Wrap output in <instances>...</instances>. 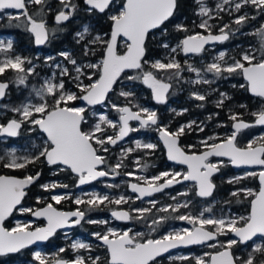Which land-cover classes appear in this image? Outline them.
<instances>
[{"label": "snow or ice", "instance_id": "6c2138e0", "mask_svg": "<svg viewBox=\"0 0 264 264\" xmlns=\"http://www.w3.org/2000/svg\"><path fill=\"white\" fill-rule=\"evenodd\" d=\"M61 9L55 15V22L57 25L68 21L75 13L77 5L73 0H59ZM88 6L87 11L90 13L98 11L105 13L115 7V0H84ZM199 5V10L196 13L201 17V22L197 27L203 29L204 33L197 32L195 34L186 35L174 47H171L167 42H162L161 47L168 49L170 54H178L183 52L185 55L189 53L199 54L205 50V46L210 43H223L229 39L233 29L231 25L225 24L219 29V34H213V25L209 20L214 19L212 9L205 6L203 0H195ZM232 0H222L221 4L216 6L217 16L219 11L224 10L225 4H231ZM40 5V9L36 15L41 16L42 13L51 11L50 7H46L47 0H0V11L14 9L20 10L19 14L11 16V19L25 21V28L34 37L36 45H43L48 42L50 36H55L57 31H63V28H54L49 30L47 22L43 18L37 19L28 12V5ZM251 6L258 12H264V0H236L234 4L235 12H240L244 6ZM179 6L178 0H124L115 13L108 18L112 22L110 35L105 39L104 35H93L88 25H83L82 29L75 33L76 42L79 44L85 41L86 36H90L84 43L83 55L85 57L90 54H95V45L103 47V59L99 63H79L69 51H61L59 56L63 57L65 61L74 67L76 75L71 76L67 67H62L57 63L55 68L60 69V77H70L75 83V87L79 89L80 95L65 87L63 79L57 80L56 73L53 72L50 79L44 80L39 88H34V93L40 99V103L33 104L30 101L22 104L19 107H14L11 111L17 113L20 119H11L6 124H0V136L16 137L19 135V130L22 125L27 122L33 127L32 131H40L45 135L44 145L39 150L38 154L32 156L19 157L13 150L8 154L7 159H0L5 168L9 169H23L28 164L35 163L43 158L49 165H63L66 166L72 173L78 177V186L87 184L100 177H108L119 175L118 169L122 167V159L110 170L101 169L99 166L105 164V157L99 152H108L106 145H116L118 141L123 140L131 131H136L130 127V121H139L142 128L149 126H157L160 133V138L163 140L167 148L168 159L177 161L178 163L188 166L186 173H169L167 171L152 177L151 179L144 177H137L138 180H143L147 186H141L140 183H131L130 188L132 192L138 193L136 199L152 196L155 192H160L163 189L172 186L174 183H182L183 181L195 182L196 192L199 197H210L215 188L212 182V176L219 170L217 164L210 163L209 157H228L230 162L234 165H261L264 166V136L257 140L250 141L246 147H238L236 144V137L242 129L254 127L256 125L264 126V25L261 26L254 34L260 39V58L257 59L256 51L250 49L241 53L240 59L232 58L231 62L225 60L226 52L221 51L213 62L207 64L203 72L200 69L188 64L184 65L175 58V55L166 57V61L154 60L150 67L154 71H144L142 77L129 76V80L142 78L151 90L154 100L157 103L163 104L167 102L169 90L172 84L159 79L156 72L171 73L168 79L172 76L180 78L185 67L188 71L196 74V79L191 80L190 83L196 84H212L215 79L227 75H242L248 82V90L256 97L261 98V107L252 113L255 117L254 123H248L240 119L239 113H232L230 120H232L235 131L220 140V142L208 143L214 138L209 136L201 143L206 148L202 154L188 155L179 146V137L184 134L185 128L191 129L195 121L187 125H181L176 131H169L165 126H159L157 112L147 107L136 105V111L132 110L130 106H118L113 104L112 107L119 113L118 122L111 120L107 115L101 114L99 122L95 123L90 131H83L82 124L87 122L85 107L74 106L73 102L82 100L89 106L103 104L108 97V93L113 90V85L116 84L118 78L125 71V69H142L144 64L148 63L145 60L146 56V40L149 33L157 28H160L172 18ZM208 17V19H203ZM250 17L247 13L237 16L232 23L237 26H242ZM254 18V17H251ZM178 32L187 33L189 30L186 25L176 24ZM239 30L238 28L236 29ZM166 34V30H164ZM107 35V34H105ZM123 38L125 44V52L118 54L117 43L118 39ZM13 49V42L11 40L0 41V52H8ZM55 57L47 56L45 63L54 61ZM25 65H29L26 67ZM53 67V65H49ZM86 69H95L96 71L88 74ZM11 70L16 73L15 82L18 85H26L27 78L36 73V66L32 64V60L21 55H14L6 57L0 61V76L4 75L6 71ZM98 73V78L93 80V76ZM207 73H211L213 80L205 78ZM84 76L90 82L85 84L80 77ZM9 83L0 81V99L6 94ZM243 87V85H241ZM120 96L133 97L135 94L130 91H121ZM51 97V103L48 98ZM220 99L216 102L217 107L223 106L224 100L228 99L227 93H220ZM192 98L197 101H205L207 94H202L199 91L192 93ZM203 107V104L198 105ZM241 107H246L241 105ZM177 115H182L188 109H182L177 112L172 109ZM96 115V113H93ZM211 119V116L209 117ZM102 124L109 128L116 130L117 134L100 136L97 133L106 132L102 128ZM200 127V131H203ZM215 139L219 140V137ZM99 146V147H97ZM136 147H143L145 149H154L155 144L136 142ZM133 149H124L121 153L123 156L126 153H131ZM138 164L139 161H136ZM222 163V162H221ZM144 167H147L145 165ZM61 171L64 169H60ZM125 175L135 177L134 172H127ZM257 173L250 172L247 176H256ZM261 184L258 193L251 189H239L233 193V196H239L245 193L247 196H252L251 212L247 217L240 216L238 218H215L205 217L204 213L211 212V208H205L198 216L180 215L176 219L187 221L193 225L190 230L188 228L179 231L169 232L160 239L143 240V233L130 234L131 229L123 232H118L115 229H107L106 232H96L93 235L106 247L109 255V264H153L157 257L169 252L178 246L203 244L207 241H216L218 235L234 234L238 239H229L226 243H221L222 251L216 254L209 255L210 259L205 261L203 258H198L196 264H264V241L256 243L254 238H264V171L259 174ZM40 173L35 176L27 175L24 178H16L13 176L0 175V257L7 256L11 253H19L23 249L35 244L38 241H46L53 236L58 228L71 227L78 225L85 219L86 212L79 207L75 211L63 212L58 211L53 204L48 203L46 207L34 211L30 208H20L21 212H32L36 217H44L47 220V227L36 228L29 230L30 225L17 223L16 227L8 229L4 227V221L9 217L17 206L21 204L22 199L26 195L25 189L35 180L39 179ZM235 180L242 179V177L234 178ZM163 180V183L155 184L156 181ZM233 183V180H229ZM110 187H118V185H109ZM42 188L48 190L50 188L63 187L68 185L63 184H45ZM74 199L76 205H86L89 210L99 208L106 202L108 204L121 205L132 201V197L120 195L115 199L108 195H100L96 193L85 194ZM182 196H187L188 192L180 193ZM68 194H59L51 196V200L57 204L62 200L71 199ZM175 200L176 197H173ZM152 206L157 203L155 200L149 201ZM189 201L183 204H177L175 207L169 205L160 211L167 212L169 208L173 211H179L180 207H188ZM150 208L144 209H130L128 211H112L111 215L121 221H129L132 219H143L144 213H149ZM137 213L133 216L132 213ZM167 217H161L159 220H153V224H159L166 220ZM243 222L242 226H237L238 223ZM88 223L93 224H107L106 220H88ZM210 226V227H209ZM250 250L246 257H235L231 251L233 246L237 244H248ZM210 247H217L216 243L209 245ZM72 249L79 251L81 249L91 250L89 244L83 242H75L71 245ZM65 249L61 248L60 252ZM35 260L39 264H47V261L40 252H35ZM101 257H85L78 255L72 260L59 259L56 264H99ZM181 260H186L188 257H179Z\"/></svg>", "mask_w": 264, "mask_h": 264}, {"label": "trees", "instance_id": "16d2710c", "mask_svg": "<svg viewBox=\"0 0 264 264\" xmlns=\"http://www.w3.org/2000/svg\"><path fill=\"white\" fill-rule=\"evenodd\" d=\"M118 1L119 5H121L124 0H115ZM73 2L77 5V9L74 15L66 22L62 23L61 25H57L55 22V15L61 9V5L59 0H47L46 7H50L51 11L45 10L41 16H37L36 13L40 9V5L29 4L28 5V12L32 14L35 18L40 19L43 18L47 22V26L49 30L54 28H63V31H57L55 36H51L48 43L41 49H39L35 42L33 35L26 30L23 26L25 21L23 19L14 20L10 17H5L0 21V33L4 30H7L10 34L15 37L13 42V52L15 54H19L23 57H27L32 61H35V53L37 51H44L46 53L57 54L64 48H70L72 51L75 52L78 61H82L80 55H77V50H83L84 43L90 39V36H86L85 41L81 43L76 42L75 33L81 29L84 24L89 23L91 26V33L101 34L105 36V39L108 38L110 35L112 22L108 18L110 16V11H106L105 13H99L98 11L89 12L87 11L88 6L84 3V0H73ZM179 6L174 14V16L167 21L162 27H160L157 31L150 33L146 42V56L145 60L148 63L144 64L142 69H138L136 71H128L123 72L121 76L118 78L116 84L114 85V90L110 94V97H114L116 95V91L121 90L124 88L121 86L120 80L128 78L131 74H138L142 75L144 71H154L151 69L150 64L156 58L164 56L167 53L168 49H164L161 47V43L168 39H182L189 33H194L199 31V28H196L195 24L193 23L197 20L198 15L196 14L197 5L195 0H178ZM224 18H215L212 19L214 22L212 32L216 33L219 32V29L225 25V21L227 20V16L223 14ZM261 15H257L256 17V24L260 25L262 22ZM216 21L220 23H215ZM224 23V24H223ZM247 24V21L245 22ZM176 24H183L186 25L188 28V32H178L175 28ZM241 27L239 31L247 30L246 26ZM251 25V24H250ZM249 28V26H248ZM161 36H159V32H163ZM107 34V35H105ZM93 47H98V50L95 51L93 57H88L91 59H96L98 57L103 58V47L101 45H95ZM125 46H118L117 52L118 54H123L125 52ZM180 58H184L183 54H180ZM84 59H87L85 57ZM28 67L29 65H25ZM45 70H42V74ZM159 79L164 81H170L173 84V90L170 95V102H174L177 108L188 109L187 112L183 113L182 115H177L175 112L168 113L166 112L165 105H158L157 106V114L159 119L163 122V124H170V129L175 130L179 127L180 124L195 120V122L205 123L206 128L203 132L197 133L196 129L199 128L197 125H194L191 129H185L184 134L180 136L181 145L183 148L188 152H200L203 148L200 147L199 144L195 143L194 138H204L207 135L211 134L212 132H217V134H221L223 132H227L231 134L233 132V121L230 120V115L232 113H239L240 119L253 123L255 117L252 115L253 112L257 111L262 104L261 98H255L249 95L247 84L244 81L242 75H227L222 76L219 78L218 83L212 84L208 86L211 90V93L207 94V99L205 101H197L192 98V93L195 90L190 83L191 75L186 72L185 70L182 72V76L178 79L175 76H172L171 80L168 79L171 73L167 72H156L155 73ZM16 73L8 70L5 72L4 75L0 76V81H5L9 83V87L6 91L4 99L0 103H5L9 105L8 109L4 110V114L0 115V123L6 124L11 119H19V115L13 111H11L14 107L21 106L24 101L31 96V89L32 86L35 84H39L41 80L35 76V74L30 75L27 78L26 85H18L15 82ZM98 78V73L96 75ZM132 81V80H129ZM142 88V92L148 97L149 101L152 104H155L152 100L149 90L144 87L141 83L139 84ZM243 85V87H241ZM219 87L218 90L213 92V89ZM126 88V87H125ZM225 92L228 95V99L224 100L223 106L217 107L216 102L221 98L220 93ZM141 91H137V93L133 97L123 98L129 104L133 106L134 109H137L134 105L137 101H139V95ZM174 95L175 98H174ZM49 103H51V97L48 98ZM78 102V101H76ZM74 102L73 104H75ZM203 104V107H198V105ZM241 105H245L246 107H241ZM99 107V106H98ZM88 112H86V117ZM211 116V119L209 117ZM218 124H222L221 127L217 128V131L210 130L211 126L215 127ZM93 127L90 123L82 124L83 131H90ZM28 128V123L25 122L22 125L21 131L16 138H7L3 140L4 136H0V159H7L5 155V149L11 146L13 143H20L23 140H27L30 137L39 138L41 141L42 134L40 131H33L31 134H26V129ZM260 131L259 127H251L248 130L242 132L238 139L237 144L240 147H246L248 142L253 139L254 135ZM146 135V133H145ZM190 145L194 147L189 148ZM108 152L104 153L105 155V164L104 168L106 170H110L113 166L121 161L119 158L118 150L120 146L111 147ZM149 153V154H148ZM151 152L147 149H137L131 153L127 154V157L122 159V167L118 169L119 175L111 176L107 181L112 182L113 184H122L121 188L123 189H116L111 187V192H121L123 191L125 194H129L128 191V177L125 176V173L132 170V166H134V159L139 157L140 163L147 165L146 171L148 174H156L160 172L164 168V164L166 163V157L164 150L159 148L156 151V154H150ZM102 154V152H99ZM219 161L220 159H216ZM220 172L214 177V181L216 184V190L212 197L204 200V202H213L215 201V206L224 207L225 210L230 211L231 213H236L238 215H250V208H251V201L254 197L247 196L245 193H241L239 196H233L231 193L239 190V189H251L253 192L257 193L260 184L258 181V173L256 176H247L248 172H240L236 171L228 161H223V164L220 166ZM55 168L51 167L47 164L46 160L41 158L40 160L36 161L35 163L28 164L23 169H9L3 166V163L0 162V175H15L19 177H25L27 175L35 176L36 173H40L39 179L35 180L34 183L30 185L27 190L26 196L23 200L21 206H41L37 202L39 197H44L48 194V190H45L41 187L46 182L52 179L61 178L63 180L68 181V183L72 186H75V178H72V173L69 170H62L54 173L53 170ZM254 172V171H251ZM243 174L239 176V174ZM250 173V172H249ZM245 174V175H244ZM242 177V179L235 180L234 178ZM229 180H233V183H229ZM181 189L186 188V185H182ZM195 187H192V194L189 197H193L198 202H201L200 199L196 194ZM169 199H167L168 201ZM137 207H141L142 204L136 205ZM84 210L86 212V218L75 228V234H83L86 236L87 234L98 230L96 224L88 223L89 219L95 218H111V213L115 209L118 208H127L126 205H114L108 204L107 202L104 205H101L99 208L89 210L86 205H76L72 199L67 200L64 202V208L66 210H74L77 208ZM187 209H182L177 213H182ZM17 213L15 212L9 219H7L4 223L5 227L11 229L13 226V220L16 217ZM143 219H132L134 224L137 227H143L144 222H147L149 219H156L158 214L154 212L146 213ZM146 220V221H144ZM143 221V222H142ZM243 224V222H242ZM31 227V228H35ZM60 235H55L50 240V246L46 248L47 251L51 252L54 248H61L64 247L65 251L60 253L61 258H68L71 257L70 253V241L63 240ZM230 238L229 235H219L218 242L225 243L226 240ZM250 244L242 245L237 244L233 246L232 250L235 257H246L250 250ZM32 251L33 249H24L17 254H11L7 256L0 257V264H9L14 263L16 261H21L22 263H27L32 259ZM105 255L100 259L99 264H109V256L106 253V248H103ZM199 248H194L187 250L185 252L190 253L188 259L181 260V259H169V256L162 257L159 260L153 262V264H196V260L198 259L196 253H198ZM214 251H218L215 249ZM210 257L206 260L208 261Z\"/></svg>", "mask_w": 264, "mask_h": 264}, {"label": "rangeland", "instance_id": "374dc122", "mask_svg": "<svg viewBox=\"0 0 264 264\" xmlns=\"http://www.w3.org/2000/svg\"><path fill=\"white\" fill-rule=\"evenodd\" d=\"M235 2H236V0H232L231 4H225L224 5V10L223 11H219V14L217 16V8H216V6L218 4H221L222 0H203L204 5L209 7L210 9H212V15L215 18L223 19L224 18L223 14H225L227 16V20L224 23L231 25V28L233 29V32L235 33L234 36L232 35L234 37L233 40L234 39L238 40V43H236L233 46L231 45V46H225V47H222V48H215V50H213L214 52H212V53H208V52L207 53H202L199 56H184V58H182V59L180 58V54H183V52H179L178 51V54H170V52L168 50L167 53H165L164 56L156 58L155 60H161V61L167 62L166 61V57H168L169 55H175V58L177 60H179L182 65H184L185 61H187L188 64H191L193 67H195L197 69H200L201 72H203L204 67L207 64L213 62V58L216 57L221 51H224V52L227 53V55L225 57V60H227L228 62H231L232 58L240 59L241 53L244 52V51H248L250 49L257 50L256 51V57H257V59H259L260 58V52H259L260 39L254 33L258 29H260L262 25H264V12H258L256 9H254L253 7L248 6V5L242 7L240 12H235V10H234ZM196 5H197V9H196V13H197L198 10H199V5L197 3H196ZM119 7H120L119 2L116 1L115 2V7L112 8V10L110 12V15L114 14L116 9L119 8ZM245 13H247V15L250 17L247 20V24L244 23L242 26H237V25L232 23V21L237 16L243 15ZM259 14L261 15L260 19H262V22H261L260 25L256 24V17ZM15 15H17V13H13V12H10V11H7V10L0 11V21L2 19H4L5 17H11V16H15ZM251 17H254V18H251ZM203 19H208V17H203ZM211 21H212V19L209 20V23L210 24H214V22H211ZM200 22H201V17L198 16L197 20H195L193 22L195 24L196 28H199V27H197V25H199ZM215 23H220V22L216 21ZM245 24L247 25L246 26L247 30L243 29L242 31H239L237 33L236 29L237 28L240 29L241 27H244ZM84 25H88L89 26V30L91 31V26H90L89 23L84 24ZM23 26L25 27V23H24ZM248 26H249V28H248ZM81 29H82V27H81ZM201 30H203V29H200L199 31H196L194 33H189V34H195L197 32L204 33ZM162 33H164V30H163V32H159L158 35L161 36ZM182 39H177V40L168 39V40H165L164 42H167L171 47H174ZM9 40L14 42L15 37L12 34H10L7 30L2 31L0 33V41H4L6 43ZM49 40H50V38H49ZM119 45L120 46H125L124 41L120 42ZM96 50H98V47H95V51ZM61 51H69V52H71L73 57L77 60L78 64L79 63H83V64L99 63L103 59V58H100V57H98L96 59L88 58V57H93L94 54H90L89 56H87V59H84L85 56L83 55V50H77L76 51L77 55H80V57L82 59V61H78V59L76 57V54H75L74 51H72V49L64 48ZM60 52H58V53H60ZM58 53L57 54H52V53H46V52L40 51V50L35 53V56H34L35 61H32V64L36 66L35 76L38 77L41 80V82L39 84H35V85L32 86L31 96L28 97L24 101L23 104L28 103L29 101L31 103H33V104L40 103L39 97H37L35 95V93H34V88H39L42 85V83L44 82V80L50 79L52 77L53 72L56 73L57 80L63 79L65 81V87L67 89L76 92L77 95L81 94L79 92V89H77L75 87V83L70 79V77H68V76L60 77L59 76L60 69H57V68L54 67V65L57 64V63L61 64L62 67H67L69 69V72H70L71 76L76 75V73H75L74 67L71 64H69L67 61H65L63 57L59 56ZM14 55H19V54H15L13 52V49L11 51H8V52H0V61L5 59L6 57H12ZM47 56H53V57H55V60L54 61H49L46 64L45 63V58ZM50 64L53 65V67H49ZM42 70H45V72H43V74H42ZM85 71L88 74H91V73L95 72L96 70L95 69H86ZM185 71L188 72L191 75L190 81L196 79V74L194 72L188 71L186 69V67H185ZM129 76L142 77V75H138V74H131ZM205 78H207L209 80H213L214 79L211 73H207L205 75ZM80 79L85 84L90 82L84 76H81ZM92 79L95 80L97 78H96V76H93ZM218 81H219V79H215L212 84L216 85L218 83ZM120 83H121V86H123L124 88H122L121 90L116 91L117 92L116 95L114 97H111L110 99H108V101L102 106H99V107H96V108H88V107H85V106H81L80 105V100H77L78 102L75 101L76 103L73 104V105L74 106L85 107L87 109L88 114L95 118L94 124L99 122V116L101 114L107 115L109 119L118 122L119 113L112 107V105L116 104V105L121 106V107H123L125 105H131L125 99H123L124 97L120 96L119 93L121 91H130V92H133L134 94H136L137 91L139 90V91H141V93L139 95V99L140 100L137 101L134 106H136L138 104V105H140L142 107H147L149 109H152V110L156 111L155 107L149 102L148 97L141 90L142 88L140 87L139 84L142 83V78H138V79H135V80H132V81H129V79L126 78V79L120 80ZM212 84H210V85L209 84H196V85H194V84L191 83V85L193 87H195L194 91H199L202 94L211 93V90L208 88V86H211ZM218 88L219 87L214 88L213 92L218 90ZM221 93H225V92H221ZM175 96L176 95H174V98H175ZM8 108H9L8 104L0 103V115H3L4 114V110L8 109ZM172 109H175L177 112L182 110V108H177L174 102H170L167 105V108H166L167 111L166 112L171 113V112H173ZM93 113H96V115H93ZM14 119H16V118H14ZM19 119H20V116H19ZM192 121H195V120H192ZM192 121H188V122L182 123V124L179 125V127L181 125H187V124H189ZM94 124H93V126H94ZM194 125H197V127H199V128L196 129L197 133H201V132L204 131V130L200 131V127H203V129L206 128V124L205 123H200V122L197 123L196 122L195 124L192 125V127ZM163 126L167 127L169 129V131H173V130L170 129V124H164ZM221 126H222V124H220V125L218 124V126H216V128L211 126L210 130L217 131V128H219ZM32 127L33 126L28 123V128L25 131L26 134L33 133V131L30 130ZM102 128H105L106 132L97 133V135H100V136H104V135L115 136L117 134L116 130H113V129L109 128L107 125L102 124ZM133 128L134 129H138V130L132 131L131 138L126 143L120 145V148L118 150V154H119V158L120 159H124V158L127 157L128 153H126L123 156V158L121 156V153H122V151L124 149L131 148V149H133V151H135L137 149H145L143 147L137 148L136 147V142L137 141L141 142V144L152 143V144H155L156 147H157V142L155 140H149L148 138H145L141 134H138L139 132L142 131L141 126L134 125ZM177 129H175L174 131H176ZM185 129H187V127ZM231 134H229L227 132L226 133L223 132L221 134H217V132H212L211 134L207 135L204 138H201V139L200 138H194V139H195V143L199 144L201 148H205L204 145L201 143V141L206 140L209 136L214 138L213 140L208 141V143H212V142H220V140H222L223 138H225V137H227V136H229ZM262 136H264V130L260 129V131L257 132L254 135L252 140L255 139L259 143V138L262 137ZM41 137H42L41 141L39 140V138L30 137V139L28 138L27 140H23L20 143H13L11 146H9V147H7L5 149V155L8 158V154L10 152H12L13 150L16 152V155L19 156V157L32 156L34 154H38L39 150L44 145V140H45V138L43 136H41ZM216 137H219L220 139L217 140V139H215ZM5 139H7V137L4 136L3 140H5ZM252 140H250V141H252ZM97 147H99V146H97ZM106 147H108V149H110L109 145H106ZM156 147L153 150H155ZM192 147H194V146L193 145L189 146V148H192ZM147 150H151V149H147ZM102 153L104 154L106 152H102ZM103 156H105V155H103ZM136 161H139V163L137 164ZM221 162L222 161H214L213 163L217 164L218 166H220L221 164H223V162L222 163ZM145 168L146 167H144V164L140 163V160L138 158H135L134 159V166H132V170L129 171V172H134L135 173V177H129V176L125 175L126 177H128V180H126V182L129 183L130 181H135L137 183H144L143 180H138L137 177H144V178L151 179L152 177H154L156 175H159L160 173L165 172V171H167L169 173H175V172L185 173V170H182V169L166 168V169H164V171H161L159 173L151 175V174L147 173ZM60 169H64V168L56 167L53 170V172L56 173L57 171H61ZM254 172L255 173H259V170H255ZM248 173H249V171H248ZM242 175H243L242 173L239 174V176H242ZM157 182L158 181H156L154 183L156 184ZM53 183H57V184H60V185L66 184L64 182H57L55 180H50L46 184L50 185V184H53ZM66 185H68V184H66ZM109 185H118V187H116V189H123V188H121L122 184H120V183L119 184H113L112 182L102 181V182H99V185L97 184L94 187H90V189H83V190H79L77 192L72 191V189L69 188V185H68L67 188L56 187V188H50V189H48V191H51V194L49 195L50 198L53 195L68 194L69 196L72 197L71 199L73 200V202H74V199L76 197H78V196H84V198L87 199L88 197L85 194H92V193H96V194H100V195H105L106 194L112 199H115V198H117L120 195L132 197L133 198L132 201L129 202V203H131V206H133L134 203L138 200V199L135 198L136 196L134 194H132V193L125 194L123 191L117 192V193L116 192L112 193L111 189H110L111 187ZM192 187H193L192 184H188L186 186V188H184L180 192H177V194L175 196H173V194H169V196H167V197H169L168 201H165L166 198L165 199H149V200L141 201V202H143L141 207H133V209L150 208L151 209L150 212L157 213L158 217L156 219H151L149 221V226H143L141 229L136 230L135 232H133L132 235H134V234L139 232V233H143L144 234V236L142 238L143 240L157 239V238L160 239L162 236L167 235L169 232L179 231V230L184 229V228H188V229L191 230L193 228L192 224H189L187 221L176 219L175 217H178L180 215L198 216L203 211V209L209 208V207L211 208V212L210 213L205 212L204 213L205 217L211 216V217H215V218H221V217H223V218H238L240 216H244V217L248 216L246 214L245 215H238L236 213H231L230 211L225 210L224 207L215 206V204H216L215 201H213L211 203L204 202V200H202L201 202L196 201L195 199H193V197H189V195L192 194ZM113 188H115V187H113ZM182 192H188V195L187 196L180 195V193H182ZM173 197H176V199L174 200ZM151 200H155L157 202L155 204V206H152L149 203V201H151ZM185 201H189L190 203H189L188 207H180L179 208V211H181L182 209H187L185 211H182V213L178 214L177 213L178 211H173L171 208H169V210L167 212L160 211V209L165 208V207H167L169 205H172L173 207H175L177 204H183ZM20 208L33 209V207H29V206H22ZM19 209H17V211H16L17 215H16V217L13 220L12 228L16 227L17 223H20V224H28V225H30L29 229H34V228H31V227L37 226L38 223H37L36 220H34L32 212H21V211H19ZM145 214L146 213H144L143 216ZM136 215H137V213H134L133 216H136ZM161 217H167V219L164 220L163 222L159 223V224H153V220H159ZM89 220H106V221H108V223L107 224H96L97 227H98V230H96L94 232H91V233L87 234L86 236H79V235H77L75 233H72V232H64L62 234L61 238L63 240H69L70 241V253L73 255V257L70 258L71 260L75 259V257L78 256V255H83L85 257H96V256H99V257L102 258L105 255V252L103 251L104 246L93 235V233H96V232L104 233L109 228L115 229L118 232L127 231L129 229H131V231H132V226H133V225H131V227H127V229H126V228L122 227L119 224L120 222L118 220H116L115 218H112V217L109 218V219L108 218H106V219L105 218H95V219H89ZM144 221H146V220H144ZM116 222H119V223H116ZM144 223H146V222H144ZM237 226H242V221L240 223H238ZM228 235L230 236L229 239H234L232 237L231 233H229ZM228 240H226V242ZM262 241H264V238H259V239L255 240L256 243H261ZM75 242H83V243L89 244L91 246V250L88 251V250L81 249L79 251H76V250L72 249V247H71V245L73 243H75ZM216 244H217V247H215V248L210 247L209 245L199 248L198 253H196L197 257L198 258H203V259H205V261H207L206 259L209 257V255H206V254H212L215 249H218V250L223 249V248L220 247L221 242H216ZM35 252H40L41 255L45 257L46 261L51 256V254L46 250V248L41 246L39 248L33 249V251H32V259L29 262L22 263L21 261H16L14 263H9V264H39V262L36 261L35 258H34ZM59 252H60V250L55 249L52 252V256L56 257V255ZM106 253H107V250H106ZM182 256L188 257V256H190V253L185 252V251L177 252L175 254H172L169 257V259H177V258L179 259V257H182ZM48 263L49 262H47V264Z\"/></svg>", "mask_w": 264, "mask_h": 264}, {"label": "flooded vegetation", "instance_id": "af4514ba", "mask_svg": "<svg viewBox=\"0 0 264 264\" xmlns=\"http://www.w3.org/2000/svg\"><path fill=\"white\" fill-rule=\"evenodd\" d=\"M212 22V21H211ZM201 31H203L204 32V30H201ZM213 33V32H212ZM204 34L205 35H207V33L206 32H204ZM213 34H219V32H216V33H213ZM235 35V33L234 32H232V34H230V36H229V39L228 40H226V41H224L223 43H220V44H215V45H212V46H209V47H207V48H205V50L203 51V52H201V53H199V54H195V55H192V56H199L200 54H202V53H212V52H214L213 50H215V48H222V47H225V46H233V45H235L236 43H238V40H236V39H234L233 40V36ZM120 44V43H119ZM184 55V54H183ZM185 56V55H184ZM138 70V69H137ZM245 81V80H244ZM165 82H169V83H171L170 81H165ZM246 82V81H245ZM142 84H143V82H142ZM172 84V83H171ZM144 85V84H143ZM144 87H146V86H144ZM147 88V87H146ZM247 88H248V85H247ZM148 90H149V92H150V95H151V97H152V100L154 101V103L155 104H152L150 101V103L155 107V110H156V112H157V106L158 105H165V108H167V105L170 103V101H169V99H170V95H171V93H172V90H173V84H172V88H171V91H170V93H169V95H168V100H167V102L166 103H164V104H158L155 100H154V98H153V95H152V90L150 89V88H147ZM114 90V89H113ZM113 92V91H112ZM249 93V92H248ZM250 95V94H249ZM110 97V96H109ZM255 98H259V97H255ZM109 99V98H108ZM108 101V100H107ZM106 101V102H107ZM131 106V105H130ZM132 108H133V106H131ZM133 110H137V109H134L133 108ZM158 115V114H157ZM158 121H159V126H163L164 124H163V122L159 119V116H158ZM244 121V120H243ZM94 122H95V118L94 117H92V116H90L89 114L87 115V122L86 123H90V124H94ZM247 122V121H246ZM134 125H139L140 126V123H132L131 124V127L133 128L134 127ZM257 127V126H256ZM142 128V127H141ZM249 129V128H248ZM247 129V130H248ZM260 129H262V128H260ZM262 130H264V129H262ZM174 131V130H173ZM244 131H246V130H243V131H241L240 133H239V135L242 133V132H244ZM233 132H234V128H233ZM232 132V133H233ZM41 133V132H40ZM145 133H146V135H145ZM42 134V133H41ZM138 134H141L142 136H144L145 138H148L149 140H155L156 142H157V147H156V149L155 150H153V149H151V150H148V151H150L151 153V155L152 154H156V151H158V149L159 148H161V149H163L164 150V153H165V148H164V146L162 145V143L160 142V140H159V131L157 130V126H149V127H147V128H142V131L141 132H139ZM131 135H132V131H131V134L129 135V137H128V139H127V141L131 138ZM239 135H238V137H239ZM42 136L44 137V135L42 134ZM45 138V137H44ZM180 138V137H179ZM238 139V138H237ZM126 141V142H127ZM126 142H124V143H126ZM124 143H121V144H117V145H114V146H112L111 145V147H115V146H120V145H122V144H124ZM180 145H181V139H180ZM238 145V144H237ZM182 146V145H181ZM239 146V145H238ZM182 148H183V146H182ZM184 149V148H183ZM185 150V149H184ZM204 150H206V148H203V150L202 151H200V152H203ZM186 151V150H185ZM188 152V151H187ZM200 152H189V153H200ZM149 154V153H148ZM100 155H104L103 153L102 154H100ZM105 157V156H104ZM165 157H166V154H165ZM138 159H139V157H137ZM214 161H217L216 159H213L212 161H211V163H213ZM219 161H226V160H219ZM229 162V161H228ZM51 167H54V168H56V167H59V166H51ZM219 167V166H218ZM61 168H63V167H61ZM166 168H173V169H182V170H185V173L187 172V170H186V168H184V167H178V166H174V165H171L168 161H167V158H166V163L164 164V168L161 170V171H164V169H166ZM220 168V167H219ZM64 169H66V168H64ZM105 169V168H104ZM66 170H69V169H66ZM106 170V169H105ZM145 170H146V168H145ZM70 171V170H69ZM160 171V172H161ZM253 171H255V170H253ZM58 172V171H57ZM56 172V173H57ZM71 172V171H70ZM240 172H248V171H240ZM250 172V171H249ZM72 173V172H71ZM159 173V172H158ZM151 175H154V174H151ZM216 176V175H215ZM214 176V177H215ZM111 177V176H110ZM109 177V178H110ZM72 178H75V186H72V185H70L69 183H68V181H66V180H63V179H61V178H58V179H52V180H55V181H57V182H64V183H66V184H68L69 185V188H71L72 189V191H75V192H77V191H79V190H83V189H78L77 188V183H78V177L76 176V175H74L73 173H72ZM109 178H107V179H105V180H103V181H107ZM50 181V180H49ZM213 181H214V178H213ZM100 182H102V181H100ZM131 182V181H130ZM129 182V183H130ZM135 182V181H134ZM164 181L163 180H161V181H158L156 184H160V183H163ZM215 182V181H214ZM47 183V182H46ZM45 183V184H46ZM129 183H128V185H129ZM99 185V182H95V183H93V184H91V185H89V187H87V188H84V189H90V187H94V186H96V185ZM144 184V183H143ZM189 184H192L193 185V187H195V184H193V183H189ZM182 185H188V184H181V185H178V186H175V187H173V188H171V189H169V190H166V191H164V192H162V193H159V194H156V195H154V196H152L151 198H149V199H165L166 198V200L165 201H167V199H169V197H167V196H169V194H173V196H175L176 194H177V192H180L181 190H183V189H181L180 187L182 186ZM196 189V188H195ZM128 191H129V189H128ZM129 193H130V191H129ZM215 193V192H214ZM51 194V191H49L48 192V194L46 195V196H44L43 198L42 197H39L38 199H37V202L39 203V204H42L41 206H33V209H34V211H36L37 209H39V208H42V207H44V206H46L48 203H51V204H53V206H55L57 209H59V210H62V211H74V210H76V209H74V210H66L65 208H64V202L65 201H67V200H70V199H66V200H62L60 203H56V202H54L53 200H51V198L49 197V195ZM214 195V194H213ZM136 196V195H135ZM200 198V197H199ZM149 199H147V200H149ZM201 199V198H200ZM202 200H206V199H202ZM141 201H145V200H140V199H138L135 203H134V205L133 206H131V203H126V204H124V205H126L127 206V208H118V209H125V210H130V209H133V207H137L136 205H138V204H142L143 202H141ZM22 207V206H21ZM30 207V206H29ZM118 209H115V210H118ZM114 210V211H115ZM132 215H134V213H132ZM111 217L112 218H115V217H113L112 215H111ZM158 217V216H157ZM85 218H86V216H85ZM106 219V218H105ZM116 219V218H115ZM153 219V218H152ZM116 220H118V219H116ZM151 219H149L145 224H144V226H149V221H150ZM37 221V223H38V225L34 228V229H36V228H39V227H41V226H43L44 224H45V222L43 221V220H36ZM119 222H116V223H119L122 227H124V228H126L127 229V227H131V225H133L132 226V231H131V233L130 234H132L133 232H135L136 230H139V229H141L142 227H137L135 224H134V222L132 221V220H129L128 222H123V221H120V220H118ZM82 222V221H81ZM79 225V224H78ZM78 225H75L74 226V228L72 229V230H70V231H60V232H57L55 235H60V236H62V234L64 233V232H72V233H74V231H75V228L78 226ZM54 235V236H55ZM77 235H79V236H84L83 234H77ZM53 236V237H54ZM52 237V238H53ZM51 238V239H52ZM50 239V240H51ZM158 239V238H157ZM50 240L43 246L44 248H47V247H49L50 246ZM250 244V243H249ZM208 246V245H207ZM61 248H63L64 249V247H61ZM61 248H54V250L55 249H57V250H60ZM105 248V247H104ZM196 248H201V247H196ZM32 249H34V248H32ZM194 249V248H193ZM53 250V251H54ZM107 250V249H106ZM190 250V249H189ZM53 251H51V252H49L50 254H51V256L47 259V262H49L48 264H52V263H54V262H56L57 260H59V259H67V260H71L70 258L71 257H73V255L71 254V257H68V258H61L60 257V253L61 252H59L57 255H56V257H54V256H52V252ZM185 251H187V250H185ZM183 252V251H182ZM215 252V251H214ZM108 253V252H107ZM177 253V252H176ZM175 254V253H174ZM109 256V255H108ZM169 257L171 256V255H168ZM167 257V256H166ZM161 259V258H160ZM159 260V259H158Z\"/></svg>", "mask_w": 264, "mask_h": 264}, {"label": "water", "instance_id": "95a60500", "mask_svg": "<svg viewBox=\"0 0 264 264\" xmlns=\"http://www.w3.org/2000/svg\"><path fill=\"white\" fill-rule=\"evenodd\" d=\"M7 11H10V12H13V13H19L20 12V10H14V9H8ZM171 19V18H170ZM169 19V20H170ZM167 22V21H166ZM165 22V23H166ZM163 26V25H162ZM161 26V27H162ZM159 28H157V29H154V30H152L150 33H153V32H155V31H157ZM149 33V34H150ZM149 36V35H148ZM49 41V40H48ZM122 41H124V39L123 38H119L118 39V43H117V47H118V45H119V43L120 42H122ZM146 42H147V40H146ZM47 44V42L45 43V44H43V45H36L39 49L40 48H43L45 45ZM215 44H220L219 42H217V43H210V44H208V45H206L205 46V48H207V47H209V46H212V45H215ZM184 54V53H183ZM196 53H189V54H187V55H185V56H192V55H195ZM137 69H125V71L124 72H128V71H136ZM244 78V77H243ZM244 80L246 81V79L244 78ZM143 82V81H142ZM246 83H247V85H248V82L246 81ZM144 84V83H143ZM115 85V84H114ZM114 85H113V89H114ZM144 86H146L147 88H149L146 84H144ZM6 91H7V89H6ZM113 91V90H112ZM112 91L111 92H109L108 93V97L106 98V100H105V102L103 103V104H100V105H95V106H89V105H87V103L85 102V101H82V100H80V105L81 106H85V107H88V108H96V107H98V106H102V105H104L105 103H106V101L108 100V98H109V96H110V94L112 93ZM170 91H171V89L169 90V93H170ZM248 92H249V94H250V96H252V97H256V96H254L249 90H248ZM169 93H168V95H169ZM5 97V96H4ZM4 97L2 98V99H0V102L4 99ZM167 100H168V97H167ZM158 104H160V103H158ZM164 104V103H163ZM125 106H130V105H125ZM131 107V106H130ZM132 110H133V108H132ZM133 111H135V110H133ZM246 122V121H245ZM132 123H139V121H130V127H131V124ZM248 123H251V122H248ZM254 123V122H253ZM257 127H259V128H262V129H264V126H261V125H256ZM22 128V127H21ZM21 128H20V130H19V133H20V131H21ZM251 128V127H250ZM248 129V128H247ZM247 129H242L241 131H243V130H247ZM234 131H235V129H234ZM240 131V132H241ZM239 132V133H240ZM239 133H238V135H239ZM43 134V133H42ZM131 134V132H129V134L123 139V140H121V141H118V143L117 144H121V143H124V142H126L127 141V139H128V137H129V135ZM44 135V134H43ZM238 135H237V137H236V144H237V138H238ZM5 137H7V136H5ZM17 137V136H16ZM16 137H7V138H16ZM44 137H45V135H44ZM159 140H160V142L162 143V145L164 146V148H165V154H166V158H167V161L171 164V165H174V166H180V167H184V168H186V170L188 171V166L187 165H185V164H181V163H178L177 161H172V160H169L168 159V155H167V148H166V146L164 145V143H163V140L160 138V133H159ZM116 144V145H117ZM113 146V145H112ZM179 146L182 148V146L180 145V138H179ZM238 146V145H237ZM238 147H240V146H238ZM241 148H243V147H241ZM183 149V148H182ZM184 150V149H183ZM185 151V150H184ZM204 151H206V150H204ZM203 151V152H204ZM203 152H200V153H189V152H187V151H185V153L186 154H188V155H192V154H197V155H199V154H202ZM213 159H221V160H226V161H229V163L231 164V166L236 170V171H253V170H259V173L261 172V171H264V166H261V165H234V164H232L231 162H230V159L228 158V157H216V156H212V157H209V162L211 163V161L213 160ZM48 164V163H47ZM49 165V164H48ZM50 166H59V167H63V168H66V166H63V165H50ZM101 169H104V164L103 165H100L99 166ZM67 169V168H66ZM105 170V169H104ZM220 172V168H219V170L217 171V172H215L214 174H213V176H212V182L214 183V185H215V188L213 189V193H212V195L210 196V197H212L213 196V194H214V192H215V190H216V184H215V182L213 181V178H214V176L215 175H217L218 173ZM258 173V174H259ZM74 175H76L75 173H73ZM3 175H6V174H3ZM6 176H13V177H16V178H24V177H19V176H15V175H6ZM110 176H108V177H100V178H98V179H96V180H93V181H91V182H89V183H87V184H84V185H79L78 186V183H77V188L78 189H84V188H87V187H89V185H91V184H93V183H95V182H100V181H103V180H105V179H107V178H109ZM258 181H259V184H260V180H259V175H258ZM131 183H137V182H134V181H131L130 183H129V185H128V189H129V191H130V193H132V194H134V195H136V196H138V193H134V192H132V190H131V188H130V184ZM189 183H193V184H195V182H193V181H183L182 183H179V184H177V183H174L172 186H169V187H167V188H165V189H163L162 191H160V192H155V193H153V195L152 196H154V195H156V194H159V193H162V192H164V191H166V190H169V189H171V188H173V187H175V186H178V185H181V184H189ZM141 184V186H147L146 184H143V183H140ZM30 187V185L28 186V187H26V189H25V192L27 193V190H28V188ZM260 188H261V184H260ZM260 188H259V190H258V192L260 191ZM257 192V193H258ZM26 196V195H25ZM25 196H24V198H25ZM152 196H149V197H144V198H142V199H140V200H147V199H149V198H151ZM199 197V196H198ZM210 197H200L201 199H208V198H210ZM24 198L22 199V201H21V204L20 205H18L17 206V209L22 205V203H23V200H24ZM254 199V198H253ZM252 199V200H253ZM47 206V205H46ZM46 206H44V207H46ZM44 207H42V208H44ZM53 207H55V206H53ZM42 208H39V209H37V210H40V209H42ZM56 208V207H55ZM17 209L16 210H14L13 212H12V214L9 216V217H7L6 219H5V221L7 220V219H9L12 215H14V213L17 211ZM57 209V208H56ZM58 211H62V210H59V209H57ZM75 211V210H74ZM115 211H127V210H125V209H118V210H115ZM63 212H71V211H63ZM250 212H251V208H250ZM33 218H34V220H43L44 222H45V224L43 225V226H41V227H39V228H42V227H47V220H46V218H44V217H36V216H34L33 215ZM5 221H4V223H5ZM121 221V220H120ZM123 222H128V221H123ZM75 226V225H74ZM74 226H71V227H65V228H58L56 231H55V233H54V235L57 233V232H60V231H70V230H72L73 228H74ZM4 227H5V225H4ZM29 230H35V229H29ZM53 235V236H54ZM231 235H232V237L234 238V239H238L237 237H235L234 236V234H232L231 233ZM53 236H51V237H49V239L48 240H46V241H38V242H36L35 244H32V245H30L29 247H27V248H25V249H32V248H34V249H36V248H39V247H41V246H44ZM259 238H261V237H256V238H254V240H257V239H259ZM218 239H219V235L217 236V240L216 241H207V242H205V243H203V244H192V245H187V246H184V245H181V246H178V247H176V248H174V249H170L169 250V252H167V253H164V254H162V256H160V257H157L156 258V260H158V259H160V258H162V257H166V256H168V255H172V254H174V253H176V252H182V251H185V250H189V249H193V248H196V247H204V246H207V245H210V244H213V243H216V242H218ZM99 242L102 244V241H100L99 240ZM249 243H252L251 241L250 242H248V244ZM103 245V244H102ZM242 245H247V244H242ZM104 246V245H103ZM105 247V246H104ZM106 248V247H105ZM24 250V249H23ZM223 249H221V250H218V251H222ZM218 251H215V252H213L212 254L214 255V254H216ZM231 251H232V253H233V250L231 249ZM11 254H17V253H11ZM11 254H9V255H11ZM233 255H234V253H233ZM63 260H67V259H63ZM155 260V261H156ZM154 261V262H155ZM52 264H56V262H54V263H52Z\"/></svg>", "mask_w": 264, "mask_h": 264}]
</instances>
